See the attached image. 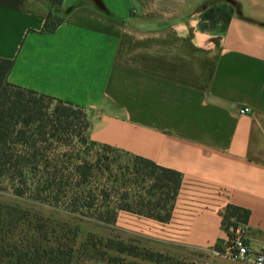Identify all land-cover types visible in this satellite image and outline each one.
I'll list each match as a JSON object with an SVG mask.
<instances>
[{
    "label": "crops",
    "instance_id": "crops-1",
    "mask_svg": "<svg viewBox=\"0 0 264 264\" xmlns=\"http://www.w3.org/2000/svg\"><path fill=\"white\" fill-rule=\"evenodd\" d=\"M221 1L64 0L50 33L46 1L0 0V58L10 84L83 110L93 142L180 175L167 220L119 211L122 229L195 264H252L228 256L222 215L248 210L238 226L264 251V0L204 29Z\"/></svg>",
    "mask_w": 264,
    "mask_h": 264
},
{
    "label": "rangeland",
    "instance_id": "rangeland-1",
    "mask_svg": "<svg viewBox=\"0 0 264 264\" xmlns=\"http://www.w3.org/2000/svg\"><path fill=\"white\" fill-rule=\"evenodd\" d=\"M32 1L29 8L39 9L38 0ZM26 96H30L42 109L43 120L39 124L18 128L23 129L24 134L21 137L23 141L16 148L35 155L26 157V163L33 162L38 169L27 176L25 184L12 179L11 175L0 176V205L28 211L32 218L39 216L44 221L50 218L65 222L70 228L76 229L77 248L92 235L96 238L121 241L126 245L133 243L140 250L162 256L153 261L120 254L122 264H195V256L181 249L166 250L163 246L131 234L130 230L122 229L117 223L118 215L115 222L111 223L98 219L100 215L122 207L134 208L141 200L144 204H154L157 195L150 188L151 176L155 173L152 169L127 154L92 143L88 131L82 125L85 114L83 110L47 98L41 100L29 94ZM61 112L68 115L66 119L60 120L62 123L58 122ZM14 139L15 135L10 136L8 146H13ZM84 161L89 162L83 169L89 174L85 179L75 171ZM46 168L48 173L53 168L59 171L54 181L46 180ZM52 173L54 171L50 174ZM164 206H170L165 197L157 207L158 212H164ZM25 225H29V222L26 221ZM73 264L108 262L81 258Z\"/></svg>",
    "mask_w": 264,
    "mask_h": 264
},
{
    "label": "trees",
    "instance_id": "trees-1",
    "mask_svg": "<svg viewBox=\"0 0 264 264\" xmlns=\"http://www.w3.org/2000/svg\"><path fill=\"white\" fill-rule=\"evenodd\" d=\"M45 1L49 4L50 10L45 15L43 31L51 33L63 22V18L54 13L53 10L61 7L64 0ZM238 11V4L232 0L208 4L202 10V27L206 30L225 31L232 17ZM12 67V60L0 58V176L11 175L12 179H17L25 184L27 176L38 168L33 162L26 163V157L35 155H29L27 151L16 148V145L23 141L21 137L24 134L23 129L18 128L39 124L43 120L42 109L26 94L39 97L41 100L54 99L10 84L7 78ZM65 104L72 106L70 103ZM59 116L58 122L62 123L60 120L66 119L68 115L61 112ZM65 123L70 125L68 121ZM82 125H84L85 131H88L90 123L85 114ZM12 135H15V139L12 141L13 146L11 147L8 146V140ZM92 143L99 145L95 142ZM102 147L112 149L108 146ZM136 159L152 169L153 173L155 172L152 176L149 175L152 177L150 188L155 190L157 195L154 204L151 202L144 204L141 200L142 205L137 203L138 205L133 206L134 208L122 207L106 215H100L98 218L100 221L115 222L119 211L144 215L159 221H165L169 218L170 207L164 206L162 208L164 212H158L157 209L159 208L157 207L164 197L169 205L174 200L181 182L180 175L150 161ZM87 165L89 162L84 161L75 168L76 173L83 179L89 175L83 170ZM47 171L48 168H46V180L54 181L59 171L54 168L50 171V173L54 171L52 174ZM151 205L153 206L151 207ZM222 216L223 224L229 231L231 227L236 229L239 224L246 223L249 212L236 206H229ZM26 221L29 222L27 226L25 225ZM76 235V229L70 228L65 222H57L50 218L44 221L39 216L32 218L28 211L13 206L0 205V264H73L81 258L99 259L107 261L108 264H122L120 254H125L130 258L142 257L153 261L162 257L160 254H154L148 250H140L133 243L126 245L121 241L96 238L92 235L77 248Z\"/></svg>",
    "mask_w": 264,
    "mask_h": 264
},
{
    "label": "built area",
    "instance_id": "built-area-1",
    "mask_svg": "<svg viewBox=\"0 0 264 264\" xmlns=\"http://www.w3.org/2000/svg\"><path fill=\"white\" fill-rule=\"evenodd\" d=\"M249 111L250 108L244 107L239 110V113L246 114ZM226 252L235 261H251L252 264H264V251L255 253L250 250L246 244L245 230L242 226L232 229V235L226 244Z\"/></svg>",
    "mask_w": 264,
    "mask_h": 264
}]
</instances>
